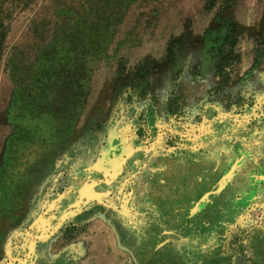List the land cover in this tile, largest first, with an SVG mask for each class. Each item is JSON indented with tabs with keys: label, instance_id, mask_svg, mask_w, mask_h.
Here are the masks:
<instances>
[{
	"label": "rangeland",
	"instance_id": "1",
	"mask_svg": "<svg viewBox=\"0 0 264 264\" xmlns=\"http://www.w3.org/2000/svg\"><path fill=\"white\" fill-rule=\"evenodd\" d=\"M60 8L79 47L45 56ZM10 25L0 264H264V0H32Z\"/></svg>",
	"mask_w": 264,
	"mask_h": 264
},
{
	"label": "trees",
	"instance_id": "2",
	"mask_svg": "<svg viewBox=\"0 0 264 264\" xmlns=\"http://www.w3.org/2000/svg\"><path fill=\"white\" fill-rule=\"evenodd\" d=\"M59 2V1H58ZM32 4V0H0V62L3 59L4 51H5V45L10 33V27L11 23L13 21L15 13L19 9H25L28 6ZM59 10V11H58ZM54 16L55 21L52 24H49L47 26V31L45 32L46 35L49 37L47 39L48 43L45 45L46 47L43 49L42 54L47 55H54L57 50V42L61 41V47L64 46L65 40L68 39L69 44L74 46L76 45V49L79 47L78 37L76 36V32L74 31L71 33L70 31L75 29L70 24L66 26L65 23L69 21V18L66 16L60 17V12L65 9H58ZM71 9H68L70 12ZM55 12V13H56ZM64 25V28H63ZM98 28L94 29V32H98ZM66 38V39H65ZM56 39V40H55ZM65 39V40H64ZM105 42L101 39V41H97L94 45L95 47V54H97V57L100 59L104 55L105 52ZM82 66L84 67L86 62V57L82 53L80 54ZM30 51L28 50H17L15 49L11 56L9 57V60L7 62V67L10 73V76L12 77V80L15 83L16 89L21 90H28L29 85L27 82L30 79ZM142 84L147 85L148 80L146 78L142 79ZM25 83V84H24Z\"/></svg>",
	"mask_w": 264,
	"mask_h": 264
}]
</instances>
